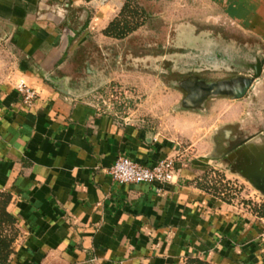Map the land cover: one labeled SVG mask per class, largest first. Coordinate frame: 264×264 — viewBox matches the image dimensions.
Here are the masks:
<instances>
[{
    "label": "crops",
    "instance_id": "0c3cea01",
    "mask_svg": "<svg viewBox=\"0 0 264 264\" xmlns=\"http://www.w3.org/2000/svg\"><path fill=\"white\" fill-rule=\"evenodd\" d=\"M231 17L264 42V0ZM126 0H0V194L14 223L8 264H264V209L214 192V171L264 158V69L240 100L171 94V134L126 123L79 94L74 60L102 43ZM93 73V67L86 69ZM37 93L23 103L18 86ZM245 103H241V102ZM247 140L226 156V143ZM120 157L175 158L164 186L120 184ZM236 170V169H235ZM207 188H210L207 190Z\"/></svg>",
    "mask_w": 264,
    "mask_h": 264
},
{
    "label": "rangeland",
    "instance_id": "374dc122",
    "mask_svg": "<svg viewBox=\"0 0 264 264\" xmlns=\"http://www.w3.org/2000/svg\"><path fill=\"white\" fill-rule=\"evenodd\" d=\"M233 1L126 0L140 9L142 26L104 50L96 41L77 55L78 69L69 71L75 89L123 122L171 134V106L162 97H185L182 85L194 80L249 77L257 60H264V42L232 19ZM246 161L236 163V170L219 166L217 188L229 202L264 209V194L245 176Z\"/></svg>",
    "mask_w": 264,
    "mask_h": 264
},
{
    "label": "water",
    "instance_id": "95a60500",
    "mask_svg": "<svg viewBox=\"0 0 264 264\" xmlns=\"http://www.w3.org/2000/svg\"><path fill=\"white\" fill-rule=\"evenodd\" d=\"M263 69L264 60H257L256 64L252 66L253 73H250L249 77H238L219 82L194 80L183 84V89L189 94L185 100V104L195 107L196 105H201L210 96H227L235 100L243 99L254 88L255 83L259 81L263 74ZM246 142L247 140L238 143L226 155L239 149ZM257 160H259V163H254L252 171L246 172L245 176L264 194V158L259 157Z\"/></svg>",
    "mask_w": 264,
    "mask_h": 264
},
{
    "label": "built area",
    "instance_id": "2783aa9c",
    "mask_svg": "<svg viewBox=\"0 0 264 264\" xmlns=\"http://www.w3.org/2000/svg\"><path fill=\"white\" fill-rule=\"evenodd\" d=\"M18 91L23 97V103L29 107L33 106L37 99V93L22 83ZM112 179L120 184H151L164 186L174 182L176 177L175 158L161 160L149 167L137 163L127 157L117 159L115 165L109 170ZM263 230L261 240L264 242V217L260 220Z\"/></svg>",
    "mask_w": 264,
    "mask_h": 264
},
{
    "label": "trees",
    "instance_id": "16d2710c",
    "mask_svg": "<svg viewBox=\"0 0 264 264\" xmlns=\"http://www.w3.org/2000/svg\"><path fill=\"white\" fill-rule=\"evenodd\" d=\"M140 9L138 7H131L129 3H125L120 14L115 18L108 28L105 30V35L116 40H124L129 35L137 31L142 24L139 23L138 17ZM210 188H207L209 190ZM214 192L219 189L215 187ZM10 198L0 194V263L8 264L9 255L11 253V246L14 242V236L5 234V227L14 223V220L6 213L5 207ZM192 264H203L195 261Z\"/></svg>",
    "mask_w": 264,
    "mask_h": 264
},
{
    "label": "flooded vegetation",
    "instance_id": "af4514ba",
    "mask_svg": "<svg viewBox=\"0 0 264 264\" xmlns=\"http://www.w3.org/2000/svg\"><path fill=\"white\" fill-rule=\"evenodd\" d=\"M238 143H240V142H238ZM238 143H234V144H232V143H226V147L229 148V150H227L226 153L229 152V151H231L232 148H233L235 145H237ZM226 156H227V155H226ZM239 165H240V164H238L237 166H239ZM253 165H254L253 163H248V166H249V167L247 168V170H248L247 172H251V171H252L251 169H252V166H253ZM235 169H236V164H235Z\"/></svg>",
    "mask_w": 264,
    "mask_h": 264
}]
</instances>
